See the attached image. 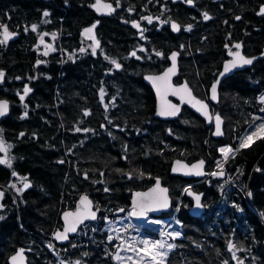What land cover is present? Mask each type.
Here are the masks:
<instances>
[{"label":"trees","instance_id":"1","mask_svg":"<svg viewBox=\"0 0 264 264\" xmlns=\"http://www.w3.org/2000/svg\"><path fill=\"white\" fill-rule=\"evenodd\" d=\"M66 1L67 6L63 0H53V20L43 21L42 9L47 4L43 0H0V25H6L18 33L15 40L0 43V70L5 72L4 81L16 73L22 77L31 72L33 53L30 47L35 40V33L41 30L73 29L77 8L75 0ZM242 5L225 6L224 11L231 8L232 13H241L248 19L247 7ZM70 11L73 12L69 14ZM63 12L59 21L57 18ZM30 24H37V32L28 28ZM227 24L229 21L221 28L216 24L215 29L208 31L206 49L196 56V66L202 76L208 78L211 70L217 68L220 36L225 33ZM96 30L111 37L110 47L113 50L126 48L125 32L128 27L124 24L105 18L100 20ZM240 34L234 37L241 38ZM248 34L243 36L244 49L247 54H256L264 43L262 17L255 19L254 30ZM0 41L3 40L0 38ZM186 63L192 73L195 66L191 61ZM48 71L49 79L66 80L60 86L63 101L56 105L52 98L54 87H59V83H47L46 87L43 84L36 86L32 99L37 103L40 113L31 119L30 127H35L41 135L36 140H23L19 148L23 157L21 169L29 172L35 181L41 182L43 189L31 193L25 200L19 199V218L23 228L17 222L14 211L16 207L14 209L9 196L12 213L0 226V264H8L7 257L19 245L32 250L30 264H57V259L64 264H114L105 254L106 251L95 244L100 243L101 238L108 237L107 228L119 216L118 210L127 207L131 187L147 186L153 181V176H159L169 188L172 205L178 197L180 186L191 180L169 172L172 157L178 156L187 161L201 157L208 170L213 167L219 155V144L228 143L220 145L219 149L230 145L235 147L250 133H255L249 142L250 146L240 147L233 156H228L223 164V175H208L191 186L194 191L202 193L204 210L201 214L194 216L189 213L192 199L185 192L182 193L175 226L182 231L183 237L175 242L173 248L163 250L166 256L144 262L128 244L122 245L116 256L119 262L128 264H264V130H260V125H264V113L253 116L249 121L250 112L260 109L256 97L259 92H264V58H258L249 68L235 71L221 81L219 101L213 104L214 110L224 120L220 137L213 138L212 126H206L193 113L171 121L168 124L169 132L163 120L152 118L144 125L145 132L139 134L141 144L134 147L130 144L124 159L122 151L110 145L107 136L99 131L80 148H67L73 141L72 124L77 120V99L83 87L82 83H78L77 94L75 88H71L73 82L102 78V68L79 61L78 64H66L60 71L52 65ZM126 78L131 80L126 87L128 120L132 119L134 111H142L141 106L145 107L147 92L141 82H136L135 77ZM0 94L9 96L1 90ZM32 99L30 105L34 106L36 104ZM144 109L140 123L146 122ZM99 121L100 117L96 116L92 124L97 127ZM244 133L246 136L240 141ZM43 137L46 138V146L43 145L44 140H41ZM57 159H61V162L58 163ZM255 164L257 169L253 168ZM82 171L87 174L86 179L81 177ZM125 171L130 172L131 178H126ZM3 173L6 172L0 168V174ZM138 176L141 178L139 181ZM244 189L251 192L248 200L244 197ZM81 191H87L96 204L97 216L88 223L93 225L87 232L90 242L66 255L60 256L56 252L50 255L38 235L48 238L52 225L58 219V209L72 203L74 194ZM60 192L63 194L61 199ZM167 212H161V215ZM84 238L82 236L80 239L87 241ZM229 240L234 247H228ZM64 245H73V236Z\"/></svg>","mask_w":264,"mask_h":264},{"label":"flooded vegetation","instance_id":"2","mask_svg":"<svg viewBox=\"0 0 264 264\" xmlns=\"http://www.w3.org/2000/svg\"><path fill=\"white\" fill-rule=\"evenodd\" d=\"M94 1L75 0L77 20L72 30H41L38 31L41 34H38L37 24H30L28 28L37 32L35 33V40L30 47L33 53L31 72L22 77L16 73L8 81H4V77L0 81V90L2 93L6 92L9 95L0 94V98H6L8 100V112L6 115L0 117V141L6 149L5 160L11 161L10 166L6 163H0V168L6 172L2 175L0 174V193L3 194L0 197V205H2L0 207V217H2L0 219V226L11 217L12 212L9 204V196L11 197L14 209L16 207L14 211L17 222L22 227L19 218V199L25 200L31 193L40 192L43 189L41 182L35 181L29 172L21 169L23 168V157L19 152V148L23 140L30 138L36 140L39 135L35 127H30L31 119L37 117L40 113L37 110V103L32 99V94L34 95L36 86L43 84L46 87L47 83H59V87H54V95L52 98L56 102V105L63 101V92L60 86L66 83V80L49 79L48 68L50 66H57L60 71L66 64H78L79 61H86L89 66L91 63L92 66L96 65L97 68H102L104 73V77L102 78H88L73 82L71 88H75V93L78 94L79 91L78 83H82L83 87L79 91L81 94L77 99V120L72 124L74 139L72 138L73 141L67 148H80L99 131V133L107 136L110 145L122 151V158L124 159L130 144L133 147L141 144L139 142V134L145 132L146 127L144 125L149 123L148 119L157 118L163 120L167 124L166 130L169 132L170 128L168 124L173 120L181 117L185 118L191 113L200 117L187 104H181L178 114L173 118L161 119L155 117V92L143 79L145 74H157L170 66V64L172 65L170 57H172L173 53H176V69L171 77V83L173 85H178L183 82L186 83L196 97L208 102V87L218 73L222 60L228 58L229 54L237 49H241L245 55H252L247 54L244 49L243 36L254 30V23L257 17H262V20H264V13H258L260 7H264V0H192V3H187L186 0H102L108 2L110 5L109 11L105 14H99L91 8L90 4ZM43 2L47 4L42 9V18H46V21L53 20L54 15L51 10L53 8L52 4H54L53 0H43ZM63 4L65 6L68 5L66 0H63ZM239 5H245L247 7L246 13H248V19L241 13H232L231 8L224 11L225 6L236 7ZM81 10L82 12H80ZM46 11L49 13L48 16L43 15ZM72 12L70 11L69 14ZM204 13H207L210 18L205 20ZM66 14L68 13L66 12ZM230 14H232V19ZM63 15L64 12L57 19L61 21ZM105 18L115 19L128 27V30L125 32L127 41L125 49H121L120 51L113 50L110 47L112 45L111 37L104 34V32L96 30L100 20ZM148 18H151V22H149ZM79 20L85 21L79 23ZM130 21H133V25L129 24ZM226 21H229V24H227L225 33L222 34V37L220 36L221 41L218 50L220 57L218 64H216L217 68L212 69L210 76L207 78L199 73L198 67L196 66V56L202 54L206 49L205 46L209 40L208 31L210 30L211 32L215 29L217 27L216 24L220 26L219 28L223 27ZM173 24L178 26V30L173 29ZM32 25L36 26L35 30L30 27ZM93 25H95V28H92ZM189 26L191 27L189 28ZM2 29L1 27L0 31ZM86 29L92 30L91 32H86ZM42 33L44 34V39L39 41L38 37ZM237 33L240 34L239 37L241 38L234 37V35H238ZM236 45H240V47L237 48ZM263 45L264 43L261 45L259 52ZM41 50L42 52H39ZM45 53L47 54L45 55ZM132 53H135V55H132ZM157 53H160V55H157ZM96 60L97 62H94ZM112 61H116L121 67L116 68ZM188 61H191L193 66H195L192 73L186 63ZM40 69L42 70L39 72ZM39 75L41 79L38 77ZM126 76L135 77L137 79L136 82H141L147 92L145 95V107L141 106L142 111L140 110L141 108L139 109L140 111H134V116L131 117L132 119H128L130 121L126 119L128 109L126 106V102L128 101L126 91L128 88L126 87L131 80L127 79ZM25 88L30 89V91L25 93ZM261 94H258V99ZM31 99L36 105H30ZM168 99L174 104L179 103V99L172 94L168 95ZM143 109L147 114V118L145 117V123H140L139 119L143 116ZM210 110L212 113L217 112L214 110L212 103H210ZM96 116L100 117L97 127L92 124V119ZM115 119H118V121ZM245 136V133L241 135L240 141ZM41 140H44L43 145L46 146V138L43 137ZM240 143L237 145L238 147H240ZM227 147L235 150L232 146ZM233 153H230L229 156ZM1 155L2 152L0 151V157ZM175 157L178 156L172 157L171 160ZM57 162L60 163L61 159H57ZM169 167L168 169L171 173ZM124 173L126 174V178H131L130 172L125 171ZM81 177L86 179L87 174L82 171ZM157 177L159 176H153V181L147 186L139 187L138 185L131 187V192L133 190L148 188L155 183ZM139 179L141 178L138 176L137 181ZM25 183L29 184V187L25 188ZM160 183L167 187L168 192L169 188L163 183L161 178ZM81 195H87L92 199L87 191L74 194L72 203H69L65 208L60 207L58 209V219L52 225L48 239H51L55 231L62 228L61 211L64 209H73L78 206V199ZM13 197L15 198L16 206ZM59 197L60 199L63 197L61 192ZM93 208L96 210L94 201ZM55 243L58 245H56L57 248L64 247L57 242ZM98 244L95 245L99 246ZM19 247H22L24 253L23 264H30L32 250L25 245L17 246V248ZM44 247L50 255L58 251L57 248L51 249L46 245ZM65 248L71 249V251L61 252L59 254L60 256L75 251L77 245H71ZM56 263L64 264L62 260L60 261L58 259Z\"/></svg>","mask_w":264,"mask_h":264},{"label":"water","instance_id":"3","mask_svg":"<svg viewBox=\"0 0 264 264\" xmlns=\"http://www.w3.org/2000/svg\"><path fill=\"white\" fill-rule=\"evenodd\" d=\"M91 8L94 9L97 13L99 14H105L109 11V7H105V6H110L108 2L102 1V0H95L93 3L90 4ZM262 8H264L263 6L260 7L258 13H264L262 12ZM130 25H133V21L129 22ZM8 29V28H7ZM9 33H12L13 35L9 36L7 38V40L5 41V36H4V29H2L0 31V38L4 41H10L13 40L17 37V31L16 30H10L8 29ZM235 53H239L240 56L246 58V59H252V63L257 60L258 58H264V45L261 48V51L256 53V54H252V55H245L241 49H237L234 50L233 52H231L229 54L228 58H224L222 60L221 63V67L218 71V73L216 74L215 78L211 81V83L209 84L208 87V102L205 101L204 99H199L198 97H196L191 89L188 87V89H190L191 91V97L188 96V94L183 91V86L186 83H181L178 85H173L171 83V77L173 74H170L168 77H165L164 79L161 80H155V82H153V80L148 79V77H164L165 73L168 71L169 68L172 67V65L170 64V66H168L167 68H165L163 71L157 73V74H145L143 76V79L152 87L153 91L155 92V97H156V101H155V110H154V116L161 118V119H170L175 117L178 112H179V106L181 104H187L197 115L200 116L201 119H203V121L205 122L206 126L212 125L211 128V136L213 138H218L221 135H215L214 133L216 132V117L219 116L220 118V127H221V131L223 133V125H224V120L223 117L218 113V112H211L210 110V103L214 104L218 102V97H219V85L221 83V81L231 75L233 72L238 71V70H242L251 64H238L235 67H231L229 68V70L227 72H225V67L227 65H230L232 61L236 60L237 57L234 55ZM171 58V57H170ZM176 63V62H175ZM0 72L3 73V77H4V72L3 70H0ZM223 73V75H221ZM0 78V81L3 79ZM213 85H216V92H215V96L216 98L213 99ZM188 86V85H187ZM180 90V91H176V90ZM172 94L173 96L177 97L179 99V103H172L169 99H168V95ZM0 101L3 102H7V106H8V100L6 98H0ZM197 101H200L201 104L203 105H207V113L208 115H204V111L201 110V104H197ZM175 106L176 109H178V112L175 116H171V115H160L159 112L161 111H173L175 109H173L171 106ZM263 108H260V111H262ZM7 112H8V107H7ZM7 112H5L3 115H0V117L4 116L7 114ZM0 144H2V142L0 141ZM2 155L0 157V160H5V151H1ZM203 161V165L200 168H196L194 169L193 166L194 165H200V162ZM170 171L172 174L175 175H179L182 176L184 178L187 179H199L205 176L206 174V170H205V161L203 158H196L193 159L191 161H186L183 158H179V157H175L171 160L170 163ZM173 169H177L176 171H174ZM200 172V175H197L196 173ZM221 171H218L217 173H220ZM223 172V171H222ZM157 180H159L160 182V178L157 177L155 179V183L151 186H149L146 189L143 190H133L130 194L129 197V204L128 207L131 208V217L138 221V222H144L147 218V213L152 214L154 216H159L161 214V212H165L168 211L170 209L171 206V200L170 197L168 195V192L166 193H161L158 190L153 191L154 189H156V185H157ZM185 184V183H184ZM183 184V185H184ZM183 185L181 186V188L183 187ZM160 188L163 189H167V187L165 185H162L161 183H159ZM180 188V191H181ZM187 191L185 190L186 195L190 196L192 199V204L189 207V213L191 215H199L203 212L204 210V204L202 203V193L201 192H196L192 189L191 186H188ZM141 194V195H137V194ZM146 194V195H145ZM180 195V193H179ZM178 195V197H179ZM87 197L88 201H90V204H82L81 203V198L82 197ZM199 196L200 197V201H199V205H197V201H196V197ZM1 197V196H0ZM165 197L167 198V204L168 207H160L159 205L161 203H163L165 201ZM79 205L76 206L73 209H64L63 211H61L60 216L62 219V228L58 231H55L52 235V239L55 240L56 242L60 243V244H65L68 239L69 236H72L75 234L77 228L83 224L86 223L90 220H93L94 218H92V213L95 214V217L97 216V211L93 208V201L90 197H88L87 195H81L78 199ZM141 205H143V208H141ZM136 213H140L141 211H143V214H136L134 215L133 212ZM65 213H71L72 215H70L67 220L65 219ZM121 211H118V214H120ZM148 224L151 226H156L157 223L153 220H148ZM75 227V231H69L67 232V239L64 240H59L56 238V233H65V229L69 228V227ZM231 244V240L228 241V247ZM230 248V247H229ZM22 250V247L17 248L13 253H11L8 258L7 261L9 264H23L24 263V253L22 252V256H18V253H20ZM13 257H16L17 259L15 261H13Z\"/></svg>","mask_w":264,"mask_h":264},{"label":"built area","instance_id":"4","mask_svg":"<svg viewBox=\"0 0 264 264\" xmlns=\"http://www.w3.org/2000/svg\"><path fill=\"white\" fill-rule=\"evenodd\" d=\"M254 169H257L258 166L255 164L253 166ZM218 169V166L215 165L211 168L207 174L213 172L214 170ZM203 178L198 179L194 182L201 181ZM194 182L186 183L183 185L182 189L186 185H190ZM180 191V193H181ZM247 198L248 195H247ZM13 201L15 203V198L13 197ZM16 206V203H15ZM179 207V197L172 205V209L169 213L161 215V216H152L151 214L147 213V219L144 222H137L131 218V208H126L125 212L120 216L117 220L116 224L112 228H107L109 239L101 238V245L103 249L106 251V255L108 256L109 260L114 264H126L121 263L116 258V251L121 247L123 244L132 243L134 248L141 254L143 257L144 262H152L154 260L159 259L161 256L158 255L159 252H163L164 248H154L153 245L156 241H161L165 245L167 243L174 244L175 241L181 239L183 237L182 231L175 226V216L177 214ZM148 220H153L157 223L156 226H151L148 224ZM85 230H83L84 233ZM180 233L179 236H176L175 233ZM81 234V232H79ZM38 237L42 240V242L50 247L51 249L57 248V244L51 238L48 239L46 236L38 235ZM104 240V241H103ZM144 241H148L146 245ZM87 246V241L84 242L80 246ZM57 245V246H56ZM68 246L57 248L58 251L55 253L61 252H70L71 249L65 248ZM79 246H77L78 248ZM155 257V259H153Z\"/></svg>","mask_w":264,"mask_h":264},{"label":"snow or ice","instance_id":"5","mask_svg":"<svg viewBox=\"0 0 264 264\" xmlns=\"http://www.w3.org/2000/svg\"><path fill=\"white\" fill-rule=\"evenodd\" d=\"M186 2H187V3H192V0H186ZM105 7H109V8H110V6H105ZM261 11L264 12V8H262ZM43 15H44V16H48L49 13L46 11V12H44ZM209 18H210V17L208 16V14H207V13H204V19L207 20V19H209ZM148 19H149V22H151V18H148ZM237 19H239V17H237ZM137 26H138V25H137ZM0 27H2V28L4 29L5 41L7 40V38H8L9 36L13 35L12 33H9V32H8V29H7V26H6V25H0ZM190 27H191V26H189V28H190ZM32 28H33V30H35L36 26L33 25ZM92 28H95V25H93ZM173 29H174V30H178V26L175 25V24H173ZM26 30H27V29H26ZM91 30H92V29H86L85 31H86V32H91ZM2 42H4V41H0V43H2ZM236 47L239 48L240 45H236ZM81 51H83V49H81ZM46 54H47V53H45V55H46ZM132 55H135V53H132ZM157 55H160V53H157ZM176 55H177L176 53H173V54H172V57H171V60H172V67L168 69V71L165 73V76H164V77H155V78H153V77H148V79H151V80H153V82H155V80H161V79H164L165 77H168L170 74H174V73H175V69H176V64H175V61H176ZM234 55L237 57V59L234 60V61H232L230 65H227V66L225 67V72H227V71L229 70V68H231V67H235V66H237L238 64H251V63H252V60L255 59V58H252V59H246V58L240 56L239 53H235ZM112 63L116 66V68H120V67H121V65H120L119 63H117L116 61H112ZM221 75H223V73H222ZM2 77H3V73L0 72V78H2ZM28 91H30V89L25 88V93H27ZM176 91H180V90L178 89V90H176ZM183 91H185V92L188 94V96L191 97V91H190V89H188L187 84H185V85L183 86ZM212 92H213V96H212V98L215 99V98H216V96H215L216 85H213ZM21 99H23V97H21ZM261 100L264 101V96L261 97ZM197 104H201V102H200V101H197ZM7 107H8V106H7V102L0 101V115H3L5 112H7ZM171 107H172L173 109H175V110H173V111H161V112H159V114H160V115H171V116H175V115L177 114V112H178V109H176L174 105L171 106ZM206 109H207V105H203V104H201V110L204 111V115L207 116L208 113H207ZM85 114H87V113H85ZM25 115H26V114H25ZM220 123H221V122H220V118H219V116H217V117H216V132L214 133L215 135H222V134H223L222 131H221ZM77 130L79 131V129H77ZM260 130H264V125H260ZM85 131H87V130H85ZM252 135H255V133H250L249 136L246 137V138L240 143V147H241V148L249 147V146H250V143H249V142H250L251 139H252ZM0 151H6V149L3 147L2 144H0ZM234 151H239V149H235V150H233L231 147H225V148H221V149H220V152L223 154L225 160L228 159L229 154H230V153H233ZM0 163H6V164H9V166H10L11 161H10V160H7V159H6V160H0ZM202 165H203V161L200 162V165H194L193 168H194V169H196V168H200ZM217 166L220 167V168L223 167V165L220 164L219 162H218V165H217ZM173 170L176 171L177 169H173ZM196 174H197V175H200L201 173H200V172H197ZM13 175H15V173H13ZM213 175H223V172L221 171L220 173H213ZM159 183H160L159 180H157L156 189H154L153 191L158 190V191L161 192V193H166V192H167V189L160 188ZM13 187H14V185H13ZM24 187H25V188L29 187V184L25 183ZM106 190H107V189H106ZM18 191H20V190L18 189ZM186 191H187V189H186ZM2 195H3V194L0 193V196H2ZM137 195L139 196V195H141V194L138 193ZM145 195H146V194H145ZM248 195L251 196V192H249ZM196 201H197V205H199V201H200V197H199V196L196 197ZM81 203L87 205V204H90L91 202L88 201L87 197L85 196V197H82V198H81ZM159 206H160V207H168V204H167V198H166V197H165V201H164L163 203H161ZM0 207H2V205H0ZM141 208H143V205H141ZM133 214H134V215H136V214H140V215H142V214H143V211H141L140 213H136V212L134 211ZM70 215H72V214H71V213H65V219L67 220V218H68ZM92 218H95V214H94V213H92ZM0 219H2V217H0ZM75 230H76V229H75L74 226H73V227L66 228V229H65V233H59V232L56 233V238L59 239V240L67 239V232H69V231H73V232H74ZM175 235H176V236H179L180 233L177 232V233H175ZM144 243L147 245V244H148V241H144ZM153 247H154V248H156V247H158V248H164V247H165V244H164L163 242H161V241H156L155 244L153 245ZM166 247H167L168 249H171V248L174 247V245H173V244H167ZM229 247H230V248H231V247H234V245H231V244H230ZM22 252H23V250H21V252L18 253V256H22ZM158 255L161 256V257H164V256L167 255V253H166V252H159ZM117 258L119 259V257H117ZM12 259H13V261H15L17 258H16V257H13ZM142 259H143V258H142ZM153 259H155V257H153ZM77 264H78V262H77Z\"/></svg>","mask_w":264,"mask_h":264},{"label":"rangeland","instance_id":"6","mask_svg":"<svg viewBox=\"0 0 264 264\" xmlns=\"http://www.w3.org/2000/svg\"><path fill=\"white\" fill-rule=\"evenodd\" d=\"M43 19V21H46V18L44 19V18H42ZM33 26V25H32ZM32 26H30L31 28H32ZM40 32H38V34H39ZM41 34V33H40ZM38 39H39V41H42L43 39H44V34L42 33V35H39V37H38ZM39 52H42V50L41 51H39ZM264 93V92H263ZM262 93V94H263ZM259 94V93H258ZM256 101L260 104V108H263V111H259V110H257V111H252V112H250V114H249V121H251L252 120V118H253V116H256V115H258V114H260V113H264V102H262V101H260L259 99H258V95H257V97H256ZM253 112H257V113H253ZM251 119V120H250ZM249 121L247 122V123H249ZM239 134V133H238ZM238 136V135H237ZM239 137V136H238ZM237 139V138H236ZM220 145L217 147V151L219 152V154H220V159L219 158H216L215 159V165H218V162L220 163L221 162V160H223L222 159V157H221V152H220ZM221 164V163H220ZM224 164V162H222V165ZM223 167H224V165H223ZM223 167L222 168H220V167H218V170H223ZM223 174H224V172H223ZM248 191H247V189H244L243 190V194H244V197H246V199L248 200V198H247V195H248ZM249 196V195H248ZM250 197V196H249ZM114 225V222H112L111 223V225H109V227L111 226H113ZM92 224H88V225H86V227H84L82 230H81V234L82 235H84V233H83V230L85 229L86 230V232H85V237L86 238H84V239H86L87 240V242H90V241H88L89 240V237H87V232H88V230H91V228H92ZM87 227L89 228V229H87ZM80 238H82V236L81 235H78L75 239L76 240H81ZM167 244H169V243H167ZM166 244V245H167ZM166 245H165V248H167L166 247ZM127 246V245H126ZM126 246H124V247H126ZM128 247H130V248H134V245L131 243L130 244V246H128ZM135 251H137V250H135ZM138 252V251H137ZM139 253V252H138ZM117 255H118V253H117ZM137 257H141L140 255H138V254H135ZM137 259V258H136Z\"/></svg>","mask_w":264,"mask_h":264},{"label":"bare ground","instance_id":"7","mask_svg":"<svg viewBox=\"0 0 264 264\" xmlns=\"http://www.w3.org/2000/svg\"><path fill=\"white\" fill-rule=\"evenodd\" d=\"M3 72H4V71H3ZM4 75H5V72H4ZM262 91H263V90H262ZM259 93H260V92H259ZM262 96H264V93H263V94H261V96H260V98H259V99H260V101H262V100H261V97H262ZM262 102H264V101H262ZM232 147H233V146H232ZM235 147H237V149H239V148H240V147H238V146H236V145H235ZM235 147H234V149H235ZM221 157H222V159H223V161H222V162H226V161L228 160V159H226V160L224 159V156H223V154L221 155ZM222 162H220V163L222 164ZM57 243H58V242H57ZM59 244H60V243H59ZM98 245H99V246H101V247H103V246L101 245V243H99ZM60 249H61V248H60ZM104 250H105V249H104ZM61 251H62V249H61Z\"/></svg>","mask_w":264,"mask_h":264}]
</instances>
